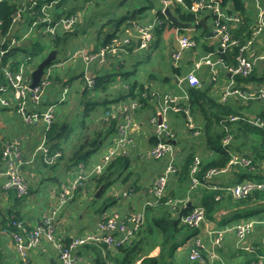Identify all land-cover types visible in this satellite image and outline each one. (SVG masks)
Instances as JSON below:
<instances>
[{"label":"built area","instance_id":"1","mask_svg":"<svg viewBox=\"0 0 264 264\" xmlns=\"http://www.w3.org/2000/svg\"><path fill=\"white\" fill-rule=\"evenodd\" d=\"M162 4L161 12L166 15V8L174 7L175 5H183L189 11L196 12L199 17L193 24L187 26L172 27L173 32V47L170 50V58L173 64L181 67V62L185 57L188 49L197 46V26L201 15L209 14L211 16V36L208 38L216 39L219 46L224 52L232 47H239V53L236 55L234 63H227L223 57H217L215 53L204 55L201 58H196L193 61L189 71L183 70L185 73L178 77L179 90L168 91L160 93L156 91L144 90L139 92L135 98L129 96L124 101H119L122 106L116 108L112 106L106 111L105 121L114 122L116 129L120 133L117 141V146L107 150L100 162L93 167L85 165L82 161L77 166L75 179L72 180V187L67 183L71 181L70 178L62 179L63 186L60 190L59 196L55 197V203L52 204L50 210L44 215L42 225H31L25 219H21L11 214L7 224L2 231L9 234L15 241L17 251L24 264H31L30 253L35 248L39 247L43 239H48L58 250L59 257L62 264H81L77 256L78 250L87 244L104 243L108 248L115 250L116 247L130 243L144 227L146 222V211L150 206L166 205L171 211H178L181 207L191 203V192L202 186L208 189L223 190L230 193L235 199H242L253 193L255 190L264 189V180L242 179L233 184H220L214 178L226 172L234 165L250 166L252 160L241 152H236L230 145L233 137L228 134L223 139V147L230 152L231 159L227 166L223 168L210 169L204 179L197 176L201 158L196 157L191 165V185L190 190L185 196L170 197L166 191L172 175L178 171L179 155L177 153V143H174L176 132L171 125V115L181 114L185 118L186 128L193 130V135L198 136L201 132L197 128V122L193 116L189 105L188 86H201L202 80L199 76V71L208 66V74L214 82L216 91L225 101L230 98L242 100L243 102H250L253 100H264V85L259 87L246 85L244 87L237 86L233 76L242 75L247 77L257 67L264 71V50L259 52L258 48L263 46L262 36L264 34V0L255 1V17L254 27L250 37L244 39L243 42L232 34V28L244 24L245 21L239 13L229 14L228 7L223 6L221 0H194L191 7L186 5L185 0H159ZM36 1L29 5L27 10L25 8L18 9L13 15V22L11 28H14L18 23H24L25 19H32V23L27 27V31L23 33H15L11 39L8 40L7 33L5 36L1 35L0 39V104L6 107L15 109L20 114L22 120L27 125L37 126L39 123L45 124L41 143L35 150L25 155L23 145L16 136L10 138L3 145L0 154L4 162V167L0 168V175L5 177L3 189H14L16 195L22 199L27 197L29 193V181L23 174V170L34 166L39 159L42 163L47 165H54L60 161L63 155L60 150H52L51 145L47 143L48 131L51 129L56 120V106L51 104L46 106L43 103L44 96L47 90L54 81V68L64 65H71L83 60L90 62L91 60H98L99 64L104 68L110 67L114 63L113 58L122 54L133 55L141 49H152L156 39V30L164 27L165 22L155 17L152 21L147 23H140L138 21L128 22L122 30L116 29L113 42L108 45H103L97 49H88L86 47L75 48L69 55L61 61L52 63L45 67L39 83L32 87L33 72L38 65L31 62L30 57H19L13 55L9 57L7 62L4 61L6 54L9 51L16 49L18 44L29 37L37 36L47 33L55 38L60 30H71L80 19V14H70L69 16L56 18L55 21L49 14L48 9L52 6L43 4L40 8H36ZM45 15L42 16L41 13ZM33 18L35 20L33 21ZM46 23L42 25V23ZM1 23V22H0ZM165 34L167 31H164ZM38 31V32H37ZM39 33V34H36ZM4 48L3 45L7 44ZM161 48L160 46L156 47ZM17 62V63H16ZM260 64V65H259ZM118 68L120 64H118ZM223 74L230 73L231 79L222 84L220 81V72ZM82 80V79H81ZM83 81V80H82ZM95 84V79L86 78L85 83L81 85L82 90L90 91ZM70 91V87H64V94ZM129 92V91H128ZM155 97L160 101L162 119L154 117L152 119L153 134L157 142L147 151L137 152L134 159L156 160L163 161L162 170L154 177L152 187L149 190V196L144 199L141 205L133 204L132 209L123 212L121 209H111L103 212L98 219L96 227L92 231H85L84 233L71 237L69 242L59 240L55 236L56 229L59 228L57 216L60 209L73 196V190L78 185L86 186L91 178L103 174L109 164L116 158L119 147L126 144H133L132 133L134 132V123L136 122V112L141 107L145 100H150ZM66 99L62 96L59 100ZM184 102V104L182 103ZM183 113V114H182ZM230 121L245 120L251 125L264 129V114L248 116L245 113L238 115H231ZM129 153H126V155ZM74 187V188H73ZM139 195V192H124V196L132 198V196ZM141 195V193H140ZM119 199V198H117ZM121 199V198H120ZM194 206L191 210L181 217L182 223H185L194 228H202L205 224L207 233L210 238V248L200 239L199 236L193 238L190 246L189 258L197 264H213L214 260L218 258V249L221 247L225 234L234 229L237 235V247H242V250L254 252L256 249L253 246L241 245L249 236L253 226L257 223L255 219H247L236 222L233 226H223L221 228L208 225L206 208L199 202L193 201ZM208 253V255H207ZM260 260L264 256H258ZM109 264H117L114 261H109ZM249 264H256L251 262Z\"/></svg>","mask_w":264,"mask_h":264},{"label":"crops","instance_id":"2","mask_svg":"<svg viewBox=\"0 0 264 264\" xmlns=\"http://www.w3.org/2000/svg\"><path fill=\"white\" fill-rule=\"evenodd\" d=\"M114 1H117V3H120V2L122 3V0H111V2H114ZM102 2H104V0L98 1V3L100 4ZM144 3L146 4V1ZM127 8L128 10L130 9L128 5H127ZM146 11L147 9L144 10L143 13H141V8H140L138 9V14L144 15ZM158 11L159 9L155 11V17L158 16ZM131 16L129 17V19L125 20L119 26H116L115 24V22L119 18L117 19L113 18V20L107 21V24L104 25L103 27L101 25L98 26L92 23L93 25H95L97 34L95 35V33L92 32L89 38H87V36L79 38L76 36L74 32L73 35L69 36L71 39L74 38V40L77 42L76 44L75 43L73 44L74 49L79 48V47H86L92 50V49H97L103 45L111 44L114 41L113 38L116 35L114 31L118 28L119 30H122L126 24L128 25V22L134 21L133 18H131ZM200 17L201 19H203L204 21L203 24L205 25V27L211 30L210 28L212 26V23L210 26L208 22L209 19L211 20V16L207 13V14L201 15ZM109 23L111 24V26H113L112 29L108 27ZM24 25L25 23H18L15 25L13 29L15 32H17V29L20 30V32H22L24 29ZM203 29H204L203 27L197 26V31H198L197 35L202 34ZM164 31H168L169 36L171 38L169 39V45L167 46L169 50V55L167 58H170V50L173 47V32H175V29H172V27L167 26L164 29ZM67 32L68 31H65L63 29L60 30L58 33L62 37L61 42L58 45L55 44V47L53 44L54 48L50 47L49 49L48 48L41 49V52L37 54V56L35 57V61L38 62V64L41 63L46 57H48V55L52 51H56V58H57V55L59 51H61V48H62L61 43L66 38ZM35 38H38V37L37 36L29 37L25 39L24 41H22L20 44H18L17 45L18 49L14 53V55L19 56L21 58L28 56L29 53L23 50L22 46H26L30 43H33ZM263 39H264V34L262 36V42H263ZM201 41H207V43L209 42L210 44H214L212 42H216V39L215 38L210 39L208 37H200L198 39L197 46H195L192 49H188L186 51L185 57L182 63L185 64L186 67H189V69H191L194 59L201 58L204 55L212 53V52L206 53L201 48ZM196 48L198 49V51ZM199 49H200V52H199ZM259 52H261V50H259ZM189 55L191 56L188 58ZM133 56L134 55H128V54L119 55L115 59L113 58V61L114 60L115 61L113 64L111 63L110 67L108 68H104L102 65H100L98 60H91L90 62L79 60L78 62L73 63L71 65L55 67L54 68V81L52 82L49 89L47 90L46 95L44 96L43 103L46 106L52 104L53 97L57 101L60 91L61 90L63 91V88L66 85L71 87L72 83L69 82V79H71L72 76L79 75V78L77 80L82 79L83 83H85L86 78L96 79L98 75L104 72H108L107 69H110V72H113V73L115 72L114 74H116L115 78H113V80L111 81V86H110L108 93L104 94V95H107V100L105 101V105L108 104L107 107L109 109L112 106L116 108H120V106H122L119 101H124L126 96L128 98V95H129L128 91L130 89V84L134 83L135 81H139L140 84L144 85L145 89L147 88V90H150V91L165 93L168 91H178L179 90L180 86H179V80L177 78L180 77L181 74L176 75L175 71L180 67L175 66L171 58L169 62L170 64L169 69L171 71V74L164 76L161 79V82H156L157 80L160 79V76L157 77L154 74H151L150 76L142 75L141 77H134L132 81L128 80V78L126 77L134 76L135 72L137 71V69L136 71H134L135 69L132 70L133 68H132V65L130 64V60H131L130 58H133ZM38 57H40V60L37 61ZM135 57L137 56L135 55ZM117 63L120 64L119 65L120 68H118ZM123 67L127 68V70L123 71L121 69ZM129 67H131L132 69H129ZM181 68H182V71L186 69L183 66H181ZM208 68L209 67L205 65L204 69L199 71L198 73L199 76L203 77V73H206L207 75H209ZM147 73H149V71ZM183 74H184V71H183ZM165 77H171V79L169 78L168 80H166ZM231 78L232 77L230 73H228V76L225 77L223 75V71L220 72V81L222 84L226 83ZM166 81H168L167 83H170V84L166 85ZM81 85L82 84L75 85L74 94L71 95V97L66 98V100H68L70 104L72 103V100L75 101L74 99L75 93L80 95L79 97L81 99L84 98L85 96L92 95V93H95V95L97 94V92L95 91H93L92 93H89L84 89L82 90L81 88H78V87H81ZM212 89L214 93L215 92L218 93L216 91L215 85L212 86ZM62 94H64V92ZM56 101L55 103H57ZM66 103L64 104L66 105ZM241 105H245L246 108L253 106L252 109L248 108L247 111L242 110V112L248 116L255 115V114H260V115L264 114V110H263L264 100H257L252 103L243 102L241 103ZM106 111H104L103 115L99 119V122H100L99 131L100 132H98V134L101 133L104 138V140H100L101 146L103 147V152L102 154L98 156L96 155L92 156L93 155L92 153L94 152L92 151L87 156L86 159H83V162L87 166L90 164L94 165L95 162H100V160L102 159L101 158L102 155L107 150L117 146V141H118V138L120 137V133L116 129V125L114 124L113 121L110 123H108V121H105ZM248 111L249 112L252 111V112L249 113ZM160 113H161L160 101L156 99L155 97H152V99L150 100H145L144 103H142L141 107L137 110L136 117H135L136 122L134 123V127L135 126L136 127L134 129V132L132 133L133 144L135 145L126 144L124 146H120L118 154L116 158L114 159V160H118V159L128 158L130 160V165L124 168V167H120V165L117 163V165L113 166V168L110 170V172L114 173L112 180H113V184L114 183L116 184L117 190L113 194H108V197L109 198L114 197L116 202L112 206V208L111 206H108L106 210H110V208L111 209L116 208V209H121L123 212H126L127 210L132 209L133 204L141 205L144 202V199L149 196L150 194L149 190H150V186L152 185V179L155 177V175L159 173L160 170H162V165H160V163L156 164L153 162L154 160H150V159L143 161V162H140L141 160L137 159L138 164L134 165L133 161L131 160L134 159V155L137 152L142 151L143 153L144 151H147L150 147H152L155 144L151 142L154 138L156 139V137L153 134L152 119L156 116L159 117ZM171 125L176 132V136H177V130H180L181 138H186V123H185V118L183 116L177 117L175 114H172L171 115ZM30 126L33 128V132L32 131L28 132ZM44 130H45L44 123H39L37 126L27 125L26 123L23 122L19 113H17L10 107H6L0 104V151L7 140L16 136L17 138H19V140L21 141L23 145V150H24L25 155L28 156L41 143L42 136H43L42 133L44 132ZM176 143L178 144L179 142L176 140ZM126 153H129V154L126 155ZM179 156L181 157V152ZM79 161H82V160H79ZM79 161L77 163H79ZM262 163L263 164L260 165V168H256V171L259 172V175L254 178L257 180H262V178L264 177V161ZM131 165L136 166V167L129 168ZM3 167H4V162L0 157V168H3ZM41 167H44L43 170ZM246 167H249V166L242 165L240 168L231 167L228 170H226V172L217 175L214 178V180L219 182L220 184H226V185L238 182L239 172L245 171L246 173H250L252 169L254 168V167H251V170H250V169H245ZM45 168L53 169L55 167L46 166L42 162L38 161L37 163H35L34 166H30L29 169L26 168L25 170H23L24 171L23 174L26 176V178L29 181V185H30L29 193L30 194L28 193L27 197L22 199L20 202H18L16 196L10 190L3 189L5 177L0 175V264H24L17 251L16 244L13 238L9 234L4 233L2 231L4 227L3 226L4 223L9 219L10 215L12 214L11 210L18 211L20 214V217L25 219L28 223H30L33 226L42 225L44 215L50 210V208L52 207V204L55 203L56 198H54V194L56 193L55 197L59 196V193H60L59 189H57V191L53 195H51L52 190H48L47 193L43 194L44 201L45 199L47 200L45 201L46 203L39 205V207L46 206V209L41 210V211L38 210L36 211V214L31 213V210L38 205L37 204L29 205L28 203L30 200L29 198H31L30 196L34 193H35L34 197L38 195L37 190H41L42 184L40 182L43 181L44 175L46 179L53 181L51 179V176H47L46 174L47 169ZM66 170L61 171V174H59L60 176L59 178L64 177L65 180L70 178L71 181L68 182L67 184L72 187V180L75 178L71 176L73 175L74 171H77V169H75L73 172L68 171L67 173H66ZM40 172H43V175H41ZM129 172L131 173L129 180L123 182L122 177H120L119 173L128 174ZM244 178L250 179L251 177L248 175H245L242 179ZM137 180L139 181V185L141 186L140 190H135L133 186V183ZM58 184L59 183L52 182V184L48 188L51 189L55 185L58 186ZM44 186L47 187V185H44ZM101 186H104V185H101ZM97 187H96V182L93 180L89 181L86 186L78 185L75 188L73 187L74 190H73V196L71 199H72V202L75 203V206L73 207V211H76V210L78 211L77 212L78 217L76 218L69 217L67 219V217L65 218L63 217V214L59 213V215L57 216V221H58V226H59L58 231H57V238L59 240L68 242L71 240V237L75 235L84 233L85 231H92L95 229L97 221L92 226H88L90 224L89 221L86 222L87 221L86 213L89 211V208H88L87 203H85L83 199L86 197H90V200L94 201L96 198L98 199V198L103 197V195L105 194L104 189L97 195V191L100 188V187L99 188ZM86 189H90L92 190V192ZM133 191L139 192V195L132 196V198L131 197L127 198L124 196V192H133ZM224 194L225 195L223 196V199L225 198L224 201L226 202V204L221 205V207L215 212L214 219H210L208 221V225H210L211 227L214 226L218 228H221L226 225L231 227L238 221L247 220V219H255L257 223L253 226V229L250 232L249 236L241 245L253 246L256 250L254 252H248L245 250L244 252H242L243 251L242 247L241 248L237 247L236 231L234 229H231L225 234L221 247H219L218 249V258L214 260L213 264H249L251 262H256V264H264V258L262 260L258 259V256L260 255L264 256V197H261L259 199L255 198L248 202L237 204L236 200L231 198L232 196L230 193L226 192ZM51 196L54 198L53 200L51 199ZM116 198H119V199H116ZM102 205L98 208V214H99L98 219L100 218L102 214L100 213V209ZM79 214H82V216L79 217ZM197 230H200V231L197 233L196 236H199L200 239L207 245V247L210 248V238L207 233L206 224L202 228H197ZM196 236L194 235L189 239L190 245L193 241V238H195ZM48 241L49 240L46 238L43 239L42 244L39 247L31 251L30 253L31 254L30 255L31 264H62L60 257H59V250L51 242H48ZM189 244H187L185 247L181 246L179 248L180 253H182L181 255H185L186 257H188L187 254L189 253V250H190ZM158 252H159V248L155 249L152 255H156L158 254ZM77 256L79 257V262L81 264H94L98 256V252H96L93 247H83V248L81 247L77 252Z\"/></svg>","mask_w":264,"mask_h":264},{"label":"trees","instance_id":"3","mask_svg":"<svg viewBox=\"0 0 264 264\" xmlns=\"http://www.w3.org/2000/svg\"><path fill=\"white\" fill-rule=\"evenodd\" d=\"M33 1L37 2L36 8H40L43 4H52L48 11L49 14L51 13L54 21L56 18H60L63 15L69 16L71 13H76L79 8L75 4L74 6H71L69 10H66L67 5H64L68 0H0L1 35L5 36L7 33H9V40L15 33L20 32V30L18 29L17 32H15L14 29L11 28L13 22V15L18 9L25 8L27 10L28 6L32 5ZM193 1L194 0H185L186 5L188 7L192 6ZM221 2L223 6L228 7L227 11L229 14L237 12L243 17L245 23L240 24L238 27H233L231 30L232 34L235 37L239 38L241 42H243L244 39L250 37L253 31V18L255 17V8H251L250 3H254V1L221 0ZM148 4L149 3L141 7V13H143L144 10L149 8ZM120 5L126 8L127 0H122V3H120ZM132 11L133 10L130 9L126 13L122 14L121 17L115 22L116 26H119L125 20L129 19L132 14ZM172 11L181 22L188 24H193L200 15L196 12L189 11L188 9L183 7V5L180 4L175 5ZM41 14L42 16H44L45 12ZM158 16L161 20L165 22L164 27L179 26L177 25V23L171 21V19H169L167 15H164L161 12L160 6ZM34 20L35 18H33V21ZM24 22L27 24L28 27L31 25L32 19L26 18ZM45 24L46 23L44 22L42 23V25ZM25 26L26 25H24V28ZM27 27L24 30H26ZM164 27L156 30V39L154 41V44H157L158 47H162L160 41L162 38V32ZM198 27H203L204 29L202 30V34L195 35L197 41L200 37L211 36V31L209 30V28L205 27L204 24L199 23ZM73 33L74 32L72 31H68L66 37L73 35ZM61 40L62 37L59 33L55 38H52V42L57 45L61 42ZM212 43L214 44H210L209 42L207 43V41H201V48L206 53L212 52L215 53L217 57H223L227 63L235 62L236 55L239 53V47H232L228 51L224 52L223 49L219 46V43ZM7 45L8 43L4 44L3 47L6 48ZM17 49L18 48L10 50L9 54H6L4 61L7 62L9 60V57L13 56ZM261 51L263 50L261 49ZM28 56L30 57L29 61L38 64V62L35 61V57L37 56L36 53H32L31 55L29 54ZM259 68L260 67H257L247 77L235 74L233 76V79L236 82V85L242 86L244 88H246V85L259 87L260 82L264 81V71H262V69L259 70ZM107 70L108 72H104L96 77L94 86L91 88L90 91L86 90L87 92L92 93L93 91H95L99 95L101 93H108L111 86V81L113 80V78H115L116 74H114L115 72H110V69ZM175 73L176 75L181 74L180 76H182V68H178ZM223 75L226 77L228 76V73H225ZM2 78L3 77L0 74V80ZM165 78L166 80H168L169 78L171 79V77ZM201 80L203 81L201 86L187 87L190 98V109L197 122V128L200 130L201 133L198 136H195L193 135V130L186 128V138L190 139V141L192 142L189 152L184 154L183 156L181 155V158L178 163V171H176L175 174L172 175V177L170 178L166 191L167 195L170 197L185 196L189 192L191 185V165L193 164L196 157L201 158V163L199 166V171L197 172V176L202 180L210 169L223 168L227 166L231 159V154L223 147L222 142L228 134H231L233 137L230 147L236 152L243 153V155L252 160L250 166L246 167L245 169L251 170V167H254L250 173H246L245 171L239 172L238 180H242L245 175L250 176L251 179L257 177L259 175V172L256 171V168H260V165L263 164L262 162L264 161V129L255 125H251L245 120L230 121L229 119L231 115L243 114L240 110L241 107L239 108L236 105L237 103H243V101L238 100V98H230L223 101L222 97H220L218 93H214L212 89V86H214V82L211 80L209 75L203 73V77H201ZM71 81L72 78L69 79V82ZM144 90H147V88L145 89L144 85L140 84L139 81H135L134 83L130 84L128 98L130 96L133 99L139 94V92H142ZM128 98L126 96L124 100ZM58 101L59 100H57L56 102ZM91 101H88V103L86 104L87 107L86 109H84L85 114L83 117L87 118L88 116L86 114H89L91 110L94 111L97 108L98 103L95 104ZM66 102V99L62 100V103ZM182 103L184 104V102ZM249 103L252 102L250 101ZM107 105H104V111L108 109ZM13 110L16 111L15 109ZM175 115L177 117L182 116L179 113ZM62 121H55L51 129L48 131L52 150H60L63 153L60 160L64 156V149L62 147L61 141V129L67 127V123L60 125ZM83 123L84 122H82V124ZM199 137L200 140H202V143H204L205 145L201 156L196 154L198 149L197 142H200V140H196L197 142L194 141ZM100 140H104L101 133L98 134L97 138H94L91 141L90 145L98 147L101 145ZM190 141H184L183 143L187 144V142ZM151 142L154 144L157 142V139L154 138ZM90 153L91 151H87L85 153H83V150L78 151L73 157L74 162L77 163L79 160L83 161V159H86ZM117 163L120 165V167L125 168L130 165V160L128 158L113 160L106 168V171L103 174L91 178V180L96 182V187L98 186L97 188H99L101 185L105 186L104 193L106 189L113 185L112 177L114 173L110 172V170L113 168V166H116ZM43 164L49 166L46 163ZM57 164L58 163H55L54 166H56ZM241 166L242 165H234L233 167L240 168ZM50 167H53V165ZM121 173H119V175L120 177H122L123 182L128 181L131 176V173H126L127 175ZM123 175L126 176L124 177ZM262 180H264V177L262 178ZM133 186L135 190L141 189V186L137 181L133 183ZM9 190L16 196L18 202H20L21 198L16 195V191L14 189ZM224 193H226V191L214 189L211 190L200 186L191 192V200L192 202H199L201 205H203L206 208L207 218L214 219L215 212L221 207L222 204H226V202L224 201L225 198L223 199V196L225 195ZM261 197H264V189L255 190L253 193L249 194L247 197L242 199L237 200L233 196L231 198L236 200L237 204H240L243 202H248L255 198L259 199ZM109 199H114V197H110ZM114 202H116L115 199ZM192 202L188 203L184 207H181L178 211L175 212L171 211L164 204L148 207L146 211V222L144 224V227L138 232L136 237L130 243L116 247L115 250L108 248L107 245L104 243L87 244L82 246V248L93 247L94 250L98 252V256L94 264H109V261H114L117 264H197L196 262L190 260V250L187 254L188 257H186L185 255H181L182 253H180L179 251V248L181 247V244L179 243H182L183 237L189 234V232L183 234L184 229L190 228V231L194 230L191 226L182 223L181 221V217L187 214L194 206V203ZM108 206V202H104L100 209V213L105 212ZM11 213L16 217L23 219L22 217H20L18 211L11 210ZM7 221L4 223L3 226L7 224ZM195 231L197 234L200 230L196 229ZM157 248H159L158 254L152 255L154 250Z\"/></svg>","mask_w":264,"mask_h":264},{"label":"rangeland","instance_id":"4","mask_svg":"<svg viewBox=\"0 0 264 264\" xmlns=\"http://www.w3.org/2000/svg\"><path fill=\"white\" fill-rule=\"evenodd\" d=\"M98 1H100V0H68L66 2V4L64 5V6L67 5L66 10H69L71 8V6H74L76 4L79 7L76 13L80 14V19H79L78 23H76L74 25V27L69 31L75 32L76 36L79 38H82L85 36H87V38H89L90 34L92 32H94L95 35L97 34V30L95 29V25H98V26L101 25L103 27L104 25L107 24V21H110L113 18L114 19L120 18L121 15L126 13V11L128 10L127 7L125 8V7H122L120 5L121 2L117 3V1L111 2V0H109V1L104 0V2H102L100 4V3H98ZM145 1H146V4L149 3L148 4L149 8L147 9V11L144 15L138 14V9H140L143 6ZM49 5H52V4H49ZM127 5L129 6L130 9H133L136 6L134 9H137V11L133 17L131 16V18H133L134 21H138L140 23H147V22L155 19V11L159 9V6H162V4H160L159 0H127ZM250 7L255 8V1H254V3H250ZM132 13H133V11H132ZM62 17H65V15H63ZM208 22H209V25L211 26L212 21L209 19ZM92 23L95 25H93ZM25 25H26L25 26V28H26L27 24L25 23ZM108 27L110 29L113 28V26H111L110 23L108 24ZM24 29L22 32H18V33H23ZM36 34H39V33H36ZM0 37H1V35H0ZM52 38L53 37L47 33L40 34L38 38H35L33 43H30L26 46H22V49L27 51V53H29L30 55L32 53L39 54L41 52V49H43V48L49 49L50 47H53L54 42H52ZM169 39H171V38L169 36V32L167 31L165 34L162 33V38L160 41L162 48L157 49L156 48L157 44H156V46H154L152 49H141L136 54H133L134 55L133 58H130L131 59L130 64L132 65L133 69L131 67H129V69H132V70L135 69L134 71H136V69H137V71L135 72L134 76H129L126 78H128V80L132 81V79L134 77H141L142 75H149L150 76L151 74H154L157 77L160 76V79L157 80L156 82H161V79L164 76L171 74V71L169 69L170 58H167L169 55V50L167 48V46L169 45ZM74 43L75 44L77 43L74 40V38L71 39L70 37L69 38L66 37L61 43L62 48H61V51H59V53L57 55V59L55 60V62L57 60L61 61L67 55H69V53L74 49V47H73ZM263 43H264V39H263ZM54 47H55V44H54ZM261 49L264 50V44L261 48H258V51ZM197 51H198V49H197ZM199 52H200V49H199ZM47 53H48V51H47ZM135 55L137 57H135ZM164 55H166V56H164ZM190 56L191 55H189L188 58ZM38 60H40V57H38L37 61ZM181 66L186 68V71H189V67H186L185 64H183L182 62H181ZM121 69L123 71L127 70V68H125V67H123ZM148 71H149V73H147ZM78 78H79V75L72 76V81H71L72 84L70 87L71 92L69 91L66 94H62L64 91V88H63V91L61 90L59 93V97L57 98L58 100L62 96H65V98H69V97H71V95L74 94L75 85L83 84V81L77 80ZM263 84H264V81L260 82V85H263ZM79 96L80 95L75 93V95H74L75 101L72 100V103L70 104L69 101L67 100L68 102L66 103V105L64 103L62 104L61 103L62 101H60V100L57 103H55L56 99L54 97L52 98V101H53L52 104L56 105L54 107L56 108V112H57L55 121H58V120L62 121L63 120L62 123H60V125L67 123V127L61 129L62 130V138H63V139L61 138V141H62V145H63L62 147L64 149V156L59 162H57L58 164L56 166L53 165V167H55V168H53V169L52 168H49V169L45 168V169H47V173H46L47 176H51V179L53 181L46 179V177L44 175L43 181L40 182L42 184L41 190H37L38 195L34 197V194H35L34 193L30 196L31 198H29L30 199L28 202L29 205H31V204L32 205H36V204L38 205L31 210V213L36 214V211H38V210L41 211V210L46 209V206L39 207V205H42V204L46 203L45 201H47L46 199L44 201V196H43L44 193H47L48 190H52L51 195H53L57 191V189H59V190L62 189V186H63L62 184L64 182V181H62V179L64 177L59 178L60 177L59 174H61V171L66 170V169H67L66 173L68 171L73 172L75 169H77V166L82 161H79V163H76V162H74L73 157L78 151L83 150V153H85L87 151H91V152L94 151L92 153L93 154L92 156H95V155L98 156V155L102 154V152H103V147L101 145L99 147H96V146H91L89 143L92 141V139L94 137L97 138L98 132H100L99 131V129H100L99 119L101 118V116L104 113V105H105L104 102L107 100V95H104V94H100V95L96 94L95 95V93H92V95L85 96L82 99ZM91 99H92V101H91ZM88 101H91L92 103H95V104L98 103V105H97V108L95 107L96 109L94 111L91 110L89 112V114H86L88 116L86 118L83 116L85 114L84 109H86V107H87L86 104L88 103ZM254 101H257V100H253L251 102H254ZM240 104L241 103H237L236 105L239 108L241 107L240 108L241 111L242 110L247 111L248 108H250V109L253 108V106L246 108L245 105H240ZM263 110H264V108H263ZM251 112H249V113H251ZM258 112H260V111H258ZM255 115L258 116L260 114H255ZM82 122H84V123L82 124ZM30 128H29L28 132H30V131L33 132V128L31 126H30ZM25 131H26V129H25ZM181 132H182V130H181ZM176 137H177V141L179 142L177 144V153H178V155H180V152H181V155L183 156L184 154L189 152L192 141H190V139H188V138L187 139L181 138L180 130H177V136ZM196 140H200V137L195 139L194 141H196ZM184 141H190V142H187V144H184L183 143ZM47 143L50 145L49 134H48ZM197 143H198V149H197L196 154L201 156L203 149L205 148V145H204V143H202V140H200V142L198 141ZM179 148H180V150H179ZM102 157H103V155H102ZM180 158L181 157H179V160H180ZM38 161L42 162L41 159H39ZM131 161H133L134 165L138 164L136 159H132ZM140 162H143V161L141 160ZM153 162L156 164L160 163V165H162V167H163V161L154 160ZM96 163H98V162H95V164ZM94 165L90 164L88 166L93 167ZM49 166H51V165H49ZM132 167H136V166L131 165L129 168H132ZM41 168L43 170L44 167H41ZM40 173H41V175H43V172H40ZM74 176H76V171L73 172V175L71 177H74ZM56 179H58V180H56ZM153 179H152V184L154 181ZM47 182H49V183H47ZM52 182L59 183V184H58V186H56L57 185L56 184L53 188L49 189L48 187L52 184ZM137 182H139V181L137 180ZM44 185H47V187H45ZM151 187H152V185H151ZM86 190H89L90 192H92V190H90V189H86ZM116 190H117V187H116V184L114 183L112 186H110L108 189H106L103 197L98 198V199L96 198L94 201H91L90 197H86L83 199L84 202L87 203L88 208H89V211L86 213V220H87L86 222H88V221L90 222V224L88 226H92L93 224H95L96 221L98 222V220H97L99 217L98 208L104 202H108V205L111 206V208H112V206L115 204V202H114V199L108 198V194H113ZM55 196H56V193L54 194V198H55ZM54 198L51 196L52 200ZM21 200H22V198H21ZM74 206H75V203L72 202V199L68 200L67 203L61 207L60 213L63 214L64 218L67 217V219L69 217L70 218L71 217L76 218V217H78L77 216L78 211L77 210L73 211ZM81 216H82V214H79V217H81ZM85 223H83V224H85ZM88 226H86V227H88ZM192 229H194V230L190 231V228L184 229L183 234H186L189 232L188 235H191V236L187 235V236L183 237V239H182L183 242L179 243V244H181V246L183 245L185 247L187 244H189L190 243L189 239L196 234L195 230L197 228L192 227ZM57 231H58V229H56V232H55L56 237H57ZM48 242H50V241H48ZM242 252H244V250ZM207 255H208V253H207Z\"/></svg>","mask_w":264,"mask_h":264},{"label":"water","instance_id":"5","mask_svg":"<svg viewBox=\"0 0 264 264\" xmlns=\"http://www.w3.org/2000/svg\"><path fill=\"white\" fill-rule=\"evenodd\" d=\"M137 9H134L133 10V13H132V17L135 15ZM166 14L168 16L169 19H171V21L177 23V25L179 26H187L188 24L187 23H184V22H181L178 17L173 13L172 11V7H168L166 8ZM199 23L203 24L204 21L203 19H200L199 20ZM56 58V51H52L48 57H46L41 63H39L37 69L33 72V83H32V87H35L40 79H41V76L43 74V71L45 69V67L51 65V63L56 60L54 59ZM54 59V60H53ZM159 118L162 119V113H160L159 115ZM174 143H176V140H174ZM104 189V186H101L98 191H97V195Z\"/></svg>","mask_w":264,"mask_h":264},{"label":"clouds","instance_id":"6","mask_svg":"<svg viewBox=\"0 0 264 264\" xmlns=\"http://www.w3.org/2000/svg\"><path fill=\"white\" fill-rule=\"evenodd\" d=\"M160 8H161V7H160ZM172 9H173V8H172ZM71 14H75V13H71ZM166 15H167V14H166ZM167 17H168V16H167ZM56 59H57V58H56ZM54 62H55V60H54L52 63H54ZM57 62H58V61H57ZM57 62H55V63H57ZM52 63H51V64H52Z\"/></svg>","mask_w":264,"mask_h":264}]
</instances>
